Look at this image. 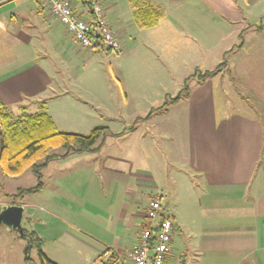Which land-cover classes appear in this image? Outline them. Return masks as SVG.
<instances>
[{
  "label": "crops",
  "instance_id": "0c3cea01",
  "mask_svg": "<svg viewBox=\"0 0 264 264\" xmlns=\"http://www.w3.org/2000/svg\"><path fill=\"white\" fill-rule=\"evenodd\" d=\"M67 1L80 17L92 19L86 0ZM149 1L164 10V17L157 27L142 29L130 0H100L122 52L138 47L165 80L189 67L202 68L204 51L235 33L230 60L190 90L187 99L149 118L169 149L162 153L153 147L161 155L159 169L146 167L148 161L135 151L141 138L134 143V136L125 133L114 135L123 143L110 146L117 147L114 157L104 143L102 154L101 148L50 161L55 163V215L68 222L52 241L67 237L88 251L99 254L103 248L106 261L131 264L149 223V205L158 198L173 222L169 253L181 252L180 264H264V0ZM76 46L46 0H0V102L14 119L44 109L59 129L97 126L102 102L90 99L85 105L59 88L54 56ZM255 69L258 74L249 73ZM158 85L163 94L165 81ZM70 103L75 107L70 109ZM102 199L103 212L91 210V203Z\"/></svg>",
  "mask_w": 264,
  "mask_h": 264
},
{
  "label": "rangeland",
  "instance_id": "374dc122",
  "mask_svg": "<svg viewBox=\"0 0 264 264\" xmlns=\"http://www.w3.org/2000/svg\"><path fill=\"white\" fill-rule=\"evenodd\" d=\"M232 36L235 39V33H233L229 40L224 41L221 46L212 48L208 52L204 51L201 60H199L201 62L200 65L203 67H198L209 71L223 64L224 66L222 65L218 71L223 69L228 60H230L228 46L231 39L233 40ZM136 51L137 55L134 56V61H130ZM139 51L138 47H133L131 50L124 48L123 52L116 54L103 47L102 51L93 53L90 50L83 49L79 45L76 46L74 51H68L67 54H64L62 50L60 55L54 56V61L60 69V77L58 79L60 91H68L74 100L85 105L90 104V99L97 101V103L102 102L101 109L97 110L102 120H97L95 125L107 127L112 134L125 133L134 136V143L141 138V142L137 143L139 149L136 148L135 151L141 154V157L144 158L143 161H148L149 164H146V167L149 165L151 168L159 169L161 155L155 152L153 147L162 153L169 149L162 132L157 127H152L151 122L148 120L154 113L162 112H154L153 110L161 107L170 98H175L184 89L186 81V85L190 90L197 86L198 83H202L204 80L199 79L198 76L206 71H200V69L198 71L189 67V70H184L182 73L174 74L173 78L164 80L159 66L155 67L152 58ZM127 54L128 57L126 58ZM249 73H254L255 75L259 72H256L255 69ZM236 80L238 83L241 80L243 81L239 76ZM163 81H165L164 87L166 88H164L162 94L157 88L160 87L158 85L159 82ZM217 85L220 84L215 79L214 86L216 87ZM124 91L128 93L127 100ZM225 91L227 92V89ZM91 92L93 93L92 95L89 94ZM248 97L250 100L253 99V106H258L257 112L261 113V105L256 97L250 94ZM74 107L75 105L73 104L69 105L70 109ZM150 115L151 117H149ZM132 127H137L134 133H130ZM91 129L94 128L62 127L60 130L69 133H79V131H82L79 134L86 135L92 131ZM112 134L106 137L105 142V148L109 151V157L117 155V147L113 146L110 148V146L123 144ZM143 135L149 138L142 141ZM101 141L98 140L95 146L98 147ZM130 142L132 143V141ZM55 152L63 154L64 149L59 148ZM102 153L103 147L100 154ZM54 166L55 163H50L47 169L41 171L42 175L44 174V178L42 177L43 193L39 192L41 191L39 190L17 199H13L11 195L18 194L21 188L28 189L35 187L38 183L37 176L31 169L15 177L4 176L0 171V208L6 203L14 202L25 205L23 206L25 207V212L22 228L29 232L38 231L40 233L36 232L45 240V244L42 247L43 252L55 264H97V257L103 254V248H98L100 252L98 254L93 250H85L82 245L67 237L59 241V243H53L52 241L60 233V230L67 229L63 223L65 222L63 219L58 221L55 213H58L59 209L51 200L52 195L56 193L51 179L52 175H54ZM98 203L92 202V206H90L91 210H98V213L99 210L103 212V199ZM87 213L88 210L85 211V214ZM96 215L94 211V216ZM29 218H32L33 221L29 222ZM98 220L103 222V218H99ZM65 223L68 224V222ZM70 224L72 226V223ZM27 245V241L21 238L18 232L9 230L4 226L0 227V264H24ZM168 254L167 264H180L179 255H181V252H171ZM29 256L32 264H47L41 261L38 250L35 247L29 251ZM100 259L103 262L106 261V258H103V256ZM113 264L123 263L117 262Z\"/></svg>",
  "mask_w": 264,
  "mask_h": 264
},
{
  "label": "trees",
  "instance_id": "16d2710c",
  "mask_svg": "<svg viewBox=\"0 0 264 264\" xmlns=\"http://www.w3.org/2000/svg\"><path fill=\"white\" fill-rule=\"evenodd\" d=\"M133 8V17L138 27L151 29L158 26L164 17V10L154 6L149 0H130ZM103 45L97 43V52L102 51ZM109 51V50H108ZM223 64L211 71L200 74L199 79L205 80L216 74ZM224 66V65H223ZM197 76V75H196ZM187 84V81L185 82ZM185 84L184 89L175 98H170L161 107L153 111L167 112L169 106L177 104L179 101L190 96V88ZM152 115V114H151ZM151 115L149 117H151ZM0 124H1V147H0V171L4 176L15 177L22 175L31 169L37 176L38 183L35 187L19 189L18 194L11 195L13 199L32 194L42 189L41 171L50 161L65 157L72 152L98 151L106 141V137L112 134L107 127L97 126L89 134L69 133L61 131L55 124L53 118L43 109L34 114L24 113L18 119L3 107L0 102ZM131 129H134L132 127ZM116 135V134H112ZM102 140L98 147L96 143ZM59 148L64 149L63 154L55 151ZM15 203V202H14ZM147 227L145 225L142 230ZM32 248H36L41 261L47 264H55L43 252L44 240L36 232H29ZM103 254L97 257V264H113L119 261H101ZM26 264H32L29 253H25Z\"/></svg>",
  "mask_w": 264,
  "mask_h": 264
},
{
  "label": "built area",
  "instance_id": "2783aa9c",
  "mask_svg": "<svg viewBox=\"0 0 264 264\" xmlns=\"http://www.w3.org/2000/svg\"><path fill=\"white\" fill-rule=\"evenodd\" d=\"M92 19L87 20L73 11L67 0H46L53 16L66 28L74 41L83 49L97 52V43L116 54L122 46L104 17L100 0H86ZM149 221L141 231L139 242L131 253V264H165L173 236V222L165 215L161 200L151 201L146 213Z\"/></svg>",
  "mask_w": 264,
  "mask_h": 264
},
{
  "label": "water",
  "instance_id": "95a60500",
  "mask_svg": "<svg viewBox=\"0 0 264 264\" xmlns=\"http://www.w3.org/2000/svg\"><path fill=\"white\" fill-rule=\"evenodd\" d=\"M23 217L24 207L21 205H4L0 208V227L4 226L18 232L21 238L27 241L26 253H29L31 241L29 234L25 233L22 228Z\"/></svg>",
  "mask_w": 264,
  "mask_h": 264
}]
</instances>
